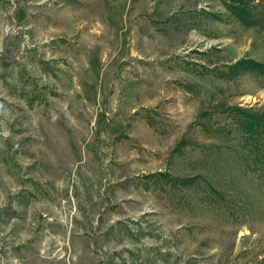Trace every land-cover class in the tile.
<instances>
[{
	"label": "rangeland",
	"instance_id": "374dc122",
	"mask_svg": "<svg viewBox=\"0 0 264 264\" xmlns=\"http://www.w3.org/2000/svg\"><path fill=\"white\" fill-rule=\"evenodd\" d=\"M254 4L0 0V264H264Z\"/></svg>",
	"mask_w": 264,
	"mask_h": 264
},
{
	"label": "trees",
	"instance_id": "16d2710c",
	"mask_svg": "<svg viewBox=\"0 0 264 264\" xmlns=\"http://www.w3.org/2000/svg\"><path fill=\"white\" fill-rule=\"evenodd\" d=\"M225 7L230 12V14L235 15L242 23H244L247 27H251L252 25L257 23L256 17H254L253 9H256L257 4H254L255 0H223ZM262 14L264 16V6ZM251 69H259L260 71L264 70V66L261 64L250 60V59H244L236 62L235 64L229 65V77L232 78L238 74V71L244 70L248 71ZM241 111V110H239ZM251 123L249 122L248 127L254 128L255 126L263 127L264 128V115L254 116L252 117ZM251 128V129H252ZM187 142L180 141L178 143L177 147H183L186 145ZM180 183V182H179ZM189 183L188 181H181V184Z\"/></svg>",
	"mask_w": 264,
	"mask_h": 264
}]
</instances>
